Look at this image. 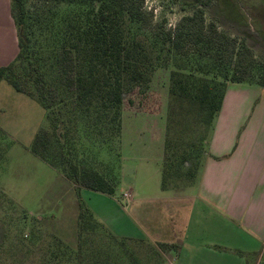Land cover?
<instances>
[{
  "label": "rangeland",
  "instance_id": "obj_1",
  "mask_svg": "<svg viewBox=\"0 0 264 264\" xmlns=\"http://www.w3.org/2000/svg\"><path fill=\"white\" fill-rule=\"evenodd\" d=\"M45 1L23 0L25 34L27 37L29 33L31 46L44 43L45 36L51 33V21H58L67 11L64 6L55 7ZM188 1L194 0H145L144 5L152 12L156 26L173 27L182 15L192 13L194 8L186 4ZM201 1L205 3L207 20L219 18L218 28L248 46L257 63H264V0H235L243 18H238L234 8L229 7L232 0ZM226 10L230 16L221 18L220 12L225 14ZM159 51V46L150 49L152 64L147 66V82L124 94L120 120L113 122L115 125L120 122L116 135L107 129L101 136L78 119L75 137L79 160L87 169L96 170L107 180L118 183L111 196L87 189L79 192L65 174L30 151L35 134L49 124L46 110L36 99L15 91L6 80H0L9 89L0 87V264H88L93 254L102 251L115 264L121 261L124 264L167 263L159 244L130 238L117 243L89 221L84 224L86 238L79 237L80 198L98 222L115 237L124 238L114 233L119 230L112 219L132 214V204L123 208L126 204L123 194L129 186L147 181L141 162L150 161L156 168L164 165L166 182L171 178L178 186L202 183L206 152L210 153L209 163L225 162L224 157H215L207 148L214 122L212 127L210 123L205 124L202 113L195 107L172 99L169 88L173 60L164 62L157 58ZM228 85L232 90L227 106L236 107L232 114L240 110L234 119L237 123L242 120L241 112L254 105L252 92L243 87L264 86ZM214 165L208 169L205 186L223 184L221 170ZM189 179L191 181L185 182ZM109 199L118 203L115 205L118 210ZM132 230L134 232L133 227ZM261 255L260 264H264V249Z\"/></svg>",
  "mask_w": 264,
  "mask_h": 264
},
{
  "label": "trees",
  "instance_id": "obj_2",
  "mask_svg": "<svg viewBox=\"0 0 264 264\" xmlns=\"http://www.w3.org/2000/svg\"><path fill=\"white\" fill-rule=\"evenodd\" d=\"M10 1L18 53L0 67V80L36 99L46 110L49 124L35 134L30 151L65 174L79 192L87 189L113 195L118 183L81 164L75 137L78 119L93 132L102 134L108 129L115 134L120 122H113L120 120L124 94L148 80L153 47L159 46L157 58L173 60L172 99L195 107L202 113V122L211 127L229 83L264 86V63H257L248 46L220 30L219 18L207 20L201 0L188 1L192 13L182 15L173 27L156 26L145 0H46L67 11L58 21H51L50 35L37 46H31L29 33L25 34L23 0ZM229 7L238 18L244 17L235 0ZM224 13L220 12L221 18L230 16L229 11ZM164 172L163 165L161 187H177L171 178L166 182ZM78 206L81 239L87 236L84 224L88 221L117 243L126 239L108 231L80 198ZM166 246L159 244L158 248ZM109 258L102 251L93 254L88 264H115Z\"/></svg>",
  "mask_w": 264,
  "mask_h": 264
},
{
  "label": "crops",
  "instance_id": "obj_3",
  "mask_svg": "<svg viewBox=\"0 0 264 264\" xmlns=\"http://www.w3.org/2000/svg\"><path fill=\"white\" fill-rule=\"evenodd\" d=\"M17 53L11 1L0 0V67ZM2 84L0 81L3 90H9ZM243 88L252 92L253 108L251 104L241 112L242 120L234 122L240 110L232 114L236 107L227 106L232 90L228 85L207 147L225 162L209 163L210 153L206 152L200 185L165 189L159 183L162 165L156 168L150 161L141 162L147 181L129 186L127 196L123 194V208L130 203L133 212L112 219L118 224L114 223L119 230L114 232L116 236L166 244L162 252L166 264H260L264 249V88ZM213 163L221 170L223 184L205 186ZM109 200L117 209L118 203Z\"/></svg>",
  "mask_w": 264,
  "mask_h": 264
},
{
  "label": "built area",
  "instance_id": "obj_4",
  "mask_svg": "<svg viewBox=\"0 0 264 264\" xmlns=\"http://www.w3.org/2000/svg\"><path fill=\"white\" fill-rule=\"evenodd\" d=\"M127 196V194L126 193H124V197H126Z\"/></svg>",
  "mask_w": 264,
  "mask_h": 264
}]
</instances>
